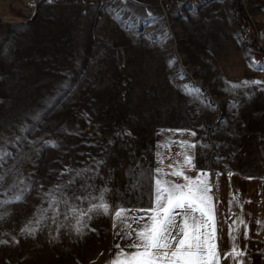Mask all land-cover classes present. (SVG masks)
<instances>
[{
	"label": "rangeland",
	"instance_id": "1",
	"mask_svg": "<svg viewBox=\"0 0 264 264\" xmlns=\"http://www.w3.org/2000/svg\"><path fill=\"white\" fill-rule=\"evenodd\" d=\"M28 1L0 0V174L5 188L27 185L21 201L0 207V264H83L108 245L109 217L78 235L60 204L57 223L23 234L49 209L48 193L59 187L57 198L83 208L74 198L106 189L115 205L116 188L146 180L152 130L206 118L205 104L241 106L264 129V0H240L249 37L234 0H170L167 15L156 0H37L24 23ZM243 261L264 264V242Z\"/></svg>",
	"mask_w": 264,
	"mask_h": 264
},
{
	"label": "snow or ice",
	"instance_id": "2",
	"mask_svg": "<svg viewBox=\"0 0 264 264\" xmlns=\"http://www.w3.org/2000/svg\"><path fill=\"white\" fill-rule=\"evenodd\" d=\"M185 89L189 94L199 92L194 86H185ZM189 134L196 135L195 132ZM179 147L183 151L177 155L182 160L169 164L170 171L167 172L163 168H156L155 175L150 178L149 207L133 209L124 205L114 206L107 200V190L104 189L98 190L97 194L89 193L74 198L87 202L88 206L82 208L74 203L70 204L67 199L57 198L55 192L61 191L57 187L53 193L47 194L49 209L53 211V215L48 216L49 209H40L33 219L22 226L21 232L31 236L47 219L57 223L61 215L59 205L64 204L66 211L63 215L66 220L69 216L74 219L75 223L70 227L76 234H83L88 221L105 216L112 220L115 237L121 241H131L123 247L120 243H115L113 247L116 251L108 264H221L222 259L229 260L231 264H244L242 257L245 252L236 243V233L240 231V225L247 227L246 222L238 216L237 220H233L228 233L231 240L230 250L222 254L220 243L223 240V231L218 229L213 193L216 184L212 180L213 175L219 174L202 169L195 176L189 175L196 167L189 150L196 145L184 140L179 142ZM5 156L7 153L0 148V164ZM4 180V175L0 174V196H7L9 192L16 194L0 199V207L21 201L24 191L27 190V185L20 187L24 184L23 180L14 182L7 188L4 187ZM240 203L238 195H234L229 201L230 205L239 206ZM232 215L234 214L229 211V217ZM63 227V223L58 224V228Z\"/></svg>",
	"mask_w": 264,
	"mask_h": 264
},
{
	"label": "crops",
	"instance_id": "3",
	"mask_svg": "<svg viewBox=\"0 0 264 264\" xmlns=\"http://www.w3.org/2000/svg\"><path fill=\"white\" fill-rule=\"evenodd\" d=\"M202 109L206 118L194 116L191 120L178 119L152 130L151 166L146 172V180L141 184L124 185L119 190L116 188L115 205L133 209L149 207L150 178L155 175V169L160 167L166 172L170 171L169 164H176L182 160V157L177 155L183 151L179 147V142L187 140L196 145L189 150L196 167L188 174L195 176L202 169L219 174L213 175L212 180L216 184L213 193L218 229L223 231V240L220 243L222 254L230 250L231 240L228 233L233 220H237L238 216L247 224L246 228L240 225V231L236 233V243L240 250L245 252L243 260L253 244L264 242V223H258L264 222V129L257 126L259 123L257 120L249 121L241 106L231 108L205 104ZM251 119L255 120V117ZM206 126L210 136L209 139L203 140ZM191 132H195L196 135H190ZM234 195L239 197L241 202L239 206L229 204ZM229 211L234 215L229 217ZM130 242L121 241L113 235L112 220L109 218L108 245L95 260L84 261L83 264H108L116 251L113 245L120 243L123 247L125 243ZM221 264L231 262L222 259Z\"/></svg>",
	"mask_w": 264,
	"mask_h": 264
},
{
	"label": "built area",
	"instance_id": "4",
	"mask_svg": "<svg viewBox=\"0 0 264 264\" xmlns=\"http://www.w3.org/2000/svg\"><path fill=\"white\" fill-rule=\"evenodd\" d=\"M110 1L116 4H132V5H136L139 3L143 4V2L139 0H110ZM156 1L158 4V10L165 15H167L168 12L173 7L172 4L170 3V0H156ZM36 12H37V0L28 1L25 9L20 11L18 18L22 22L27 23L34 18Z\"/></svg>",
	"mask_w": 264,
	"mask_h": 264
},
{
	"label": "trees",
	"instance_id": "5",
	"mask_svg": "<svg viewBox=\"0 0 264 264\" xmlns=\"http://www.w3.org/2000/svg\"><path fill=\"white\" fill-rule=\"evenodd\" d=\"M233 12H234V16L235 18L238 20V22L242 25V27L244 28V30L246 31H249V32H246V36H250L251 34V31H252V28L250 26V24L247 22V20H245V17L241 14V6H240V0H234L233 2ZM249 41V40H248ZM249 43L257 49V51H260V48L257 47L256 45H254L252 43V41L250 40ZM261 53H264V51H261Z\"/></svg>",
	"mask_w": 264,
	"mask_h": 264
}]
</instances>
